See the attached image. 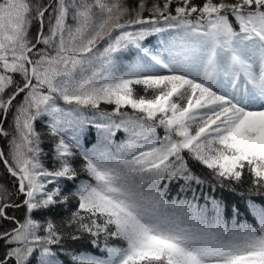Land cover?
I'll use <instances>...</instances> for the list:
<instances>
[{"label": "snow or ice", "instance_id": "6c2138e0", "mask_svg": "<svg viewBox=\"0 0 264 264\" xmlns=\"http://www.w3.org/2000/svg\"><path fill=\"white\" fill-rule=\"evenodd\" d=\"M0 264H264V0H0Z\"/></svg>", "mask_w": 264, "mask_h": 264}, {"label": "trees", "instance_id": "16d2710c", "mask_svg": "<svg viewBox=\"0 0 264 264\" xmlns=\"http://www.w3.org/2000/svg\"><path fill=\"white\" fill-rule=\"evenodd\" d=\"M161 134H162V133H161ZM92 135H93V139H94L95 133L93 132V134H92ZM118 138H119V137H118ZM257 202H259V201H257ZM93 251H95V250H93Z\"/></svg>", "mask_w": 264, "mask_h": 264}]
</instances>
